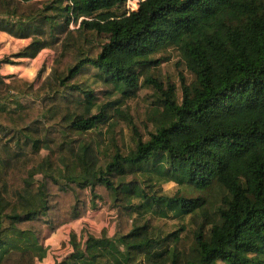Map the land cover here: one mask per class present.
<instances>
[{"label":"trees","instance_id":"16d2710c","mask_svg":"<svg viewBox=\"0 0 264 264\" xmlns=\"http://www.w3.org/2000/svg\"><path fill=\"white\" fill-rule=\"evenodd\" d=\"M128 1L47 0L24 16L0 0L13 22L0 31L30 41L1 63L53 54L37 88L0 78L3 149L17 150L0 159V264L42 261L44 229L96 201L116 213V233L70 234L60 264H264V0ZM167 51L190 76L178 87L157 76ZM97 86L110 92L98 98ZM141 86L155 98L146 137L122 110ZM12 96L39 107L4 110ZM116 122L129 131L124 152L91 134ZM164 177L173 196L155 189ZM168 217L169 231L150 222Z\"/></svg>","mask_w":264,"mask_h":264},{"label":"rangeland","instance_id":"374dc122","mask_svg":"<svg viewBox=\"0 0 264 264\" xmlns=\"http://www.w3.org/2000/svg\"><path fill=\"white\" fill-rule=\"evenodd\" d=\"M6 2L9 4L10 8L14 7L19 15L23 14L24 16H28L34 14L37 9L39 10L42 6H44L47 0H33L31 3L27 4H22L11 0H6ZM137 7L138 0H131L126 2L124 5V9L127 11H135ZM0 22L9 24L13 23L9 18L7 19L1 16ZM72 28H74V25H72ZM50 56L51 54L47 53L43 57L41 56L37 59V64L39 65L38 70L31 82L34 88H37L49 74L52 62ZM9 57L10 55L1 58L0 62H3V60L7 58L9 59ZM156 59L166 60L162 62L157 69V76L163 81L170 82V84L178 87L179 77L181 75L185 77V79L190 80V76L186 73V71L180 66L178 67L176 65L178 59L172 51L159 54L156 56ZM141 80H143L142 77ZM107 89L108 88L103 86H97L95 89V94L98 96V98H100V94L105 93ZM107 92H110V90H107ZM3 93V86L0 84V94ZM113 96L115 99L120 98V96L117 94ZM154 101L155 98L153 91L148 87L141 86L134 96L124 102L125 105L122 108V110L131 117L132 122L137 127L139 132L145 137L151 131V126L147 121V114L150 112ZM31 106L39 107V101L35 100L31 96H12L9 98V100L3 103L2 108L7 111H13L19 107ZM3 131L5 130L0 128V159L6 161L9 160L14 153H17V150L14 148L12 143H8L6 149H3V144L9 141L10 138L8 130L5 132ZM91 134L97 138L100 144L106 143L107 140L112 137L117 142L118 146L121 147L123 152L125 148L129 146V131L126 125L122 122H116L112 128L103 126L102 128L91 132ZM21 152L29 154L30 149L27 147ZM165 174L166 172L163 173V176H165ZM164 178L166 181L161 179L163 181L158 182L155 185V189L160 195L169 197L173 196L177 191V187L173 183L167 181L166 177ZM150 222L153 225L161 226L165 231H169L172 229V227L177 225L176 223H178L175 219H171L169 217L166 219L150 218ZM115 233L116 213L109 209L108 205L101 201H96L95 203L88 205V210L83 218L62 226L53 232L48 228L44 229L41 243L47 250V258H45L43 262L36 261V264H60L63 259H65L72 252V249L68 243L70 234H74L77 240H84L86 236H92L96 238L105 236L106 238L110 239Z\"/></svg>","mask_w":264,"mask_h":264},{"label":"crops","instance_id":"0c3cea01","mask_svg":"<svg viewBox=\"0 0 264 264\" xmlns=\"http://www.w3.org/2000/svg\"><path fill=\"white\" fill-rule=\"evenodd\" d=\"M29 42L28 39H21L7 32L0 31V60L5 56H12L21 52L29 45ZM47 53L51 54L50 58L52 59V52L43 50L34 59L16 58L11 59L8 64L0 62V78L5 83L11 78H18L31 83L38 70L39 65L37 64V59L41 56L43 57Z\"/></svg>","mask_w":264,"mask_h":264},{"label":"built area","instance_id":"2783aa9c","mask_svg":"<svg viewBox=\"0 0 264 264\" xmlns=\"http://www.w3.org/2000/svg\"><path fill=\"white\" fill-rule=\"evenodd\" d=\"M128 2H129V1H128ZM72 25H73V24L70 25V28H72Z\"/></svg>","mask_w":264,"mask_h":264}]
</instances>
